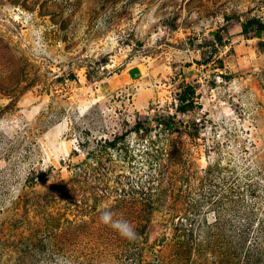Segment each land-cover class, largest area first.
I'll list each match as a JSON object with an SVG mask.
<instances>
[{"label":"rangeland","instance_id":"rangeland-1","mask_svg":"<svg viewBox=\"0 0 264 264\" xmlns=\"http://www.w3.org/2000/svg\"><path fill=\"white\" fill-rule=\"evenodd\" d=\"M249 18L264 34V0H0V256L23 260L26 239L70 264H240L220 230L208 245L175 223L222 177L234 194L256 182L264 215V35L241 33ZM185 82L197 97L182 113ZM157 113L179 130L144 122ZM32 169L46 177L25 183Z\"/></svg>","mask_w":264,"mask_h":264},{"label":"trees","instance_id":"trees-1","mask_svg":"<svg viewBox=\"0 0 264 264\" xmlns=\"http://www.w3.org/2000/svg\"><path fill=\"white\" fill-rule=\"evenodd\" d=\"M260 23V20L257 18H249L248 20H246V22L241 23V33L246 36L248 35L249 31H251L255 36L258 37L260 34ZM15 33L18 34V31L15 30ZM212 35L214 38L213 40L217 43V45H223L224 40L218 30L214 31ZM214 41L208 42L209 45L212 46V50H215ZM200 46H202V44ZM259 46L264 47V41H260ZM218 63L220 66H222L221 61H218ZM221 76L224 78L230 77L228 75H224L223 73H221ZM70 77L71 79H74L73 74H71ZM196 97L197 94L195 83L185 82L179 84V90L174 93V99L177 101L175 104V109L178 112L182 113L192 111L196 106ZM174 119H176L174 115H162L157 113L150 118H146L144 122H152L155 126H165V128L169 132H177L179 128L176 126V122ZM144 122H136L134 128H138ZM188 133L189 135L194 136L197 134V131L188 130ZM114 137L115 140H117L122 136L115 135ZM108 144L114 145V140L108 142ZM224 167L221 166V168L223 169ZM211 168L212 167H209L208 169ZM44 177H46L45 171H36L32 169L29 173L26 174L25 183L33 184ZM224 178L225 177H222L221 180H224ZM221 180H219V182H214L213 178L212 181L214 183L212 182V184L207 188V192L205 194H201L199 192L188 194L189 196H191L192 194L193 196L201 194L197 196H200L201 200H199L200 202L196 205L195 202H191L189 204V208H186L187 212L184 211L183 217L178 216V219L181 218L183 222L179 221L178 223H175V225H177L178 229L185 235H187L188 237L194 235L197 240L198 236L203 233V229L205 228V238L208 239L209 243L206 240L205 242L208 245L214 244V242H212V236H215L214 241L219 239L216 238V236H219L218 230H220L221 237L224 238V241L226 243H224V248H226L230 252L232 250L235 251L233 256H235V259L237 258L238 260H240V264H264V215L263 217H261L259 210L256 209V206H253V204L255 205V202L259 201L258 196H260V194H257L256 192L258 191V188H256V182H248L245 185V189L243 188L244 190H242V192H237L234 194L235 188L230 183H227V181H225V183L228 185V189L226 190L224 188L225 186H222ZM211 187H215L214 189L218 188L220 190V194H218L216 198H214V196L217 193H215ZM193 196L191 197V200L194 198ZM202 203L206 204L204 216L206 212H214V220L206 222V224L205 220L204 222H202L199 218L201 212L200 210H198V207H201L200 205ZM194 207H196V210H194ZM48 215V228L51 230L52 234H56V229L59 226L60 217L57 214H50V212ZM12 218L14 219L15 216ZM7 226H10V224L6 225V227ZM6 241L2 242L3 245H8L9 247L14 249L17 248V243ZM26 241V239L22 240V243H25L24 248L26 251V254L24 255L25 258L23 260L19 259L18 256L13 258H10L9 255H7L5 258H2L0 256V264H33V261L35 259V255L33 256V253H31L33 251H38V254L43 256L42 259L50 261L51 263L55 262V260H58V258L60 263L66 262L64 261V259H66L65 257H57L56 259L54 253H49L48 251L52 250V248H50L51 246L46 245L42 240L38 241V246H35L36 243L32 242L30 247L26 246L29 244L26 243ZM198 244H200V242ZM72 262L73 264H80V262ZM235 264H239V262H236Z\"/></svg>","mask_w":264,"mask_h":264},{"label":"clouds","instance_id":"clouds-1","mask_svg":"<svg viewBox=\"0 0 264 264\" xmlns=\"http://www.w3.org/2000/svg\"><path fill=\"white\" fill-rule=\"evenodd\" d=\"M112 216L113 214L110 211H104L100 217L101 222L118 230L120 235L129 241H135L137 239V233L134 228L126 221L113 220ZM66 264H70V261L66 262Z\"/></svg>","mask_w":264,"mask_h":264},{"label":"crops","instance_id":"crops-1","mask_svg":"<svg viewBox=\"0 0 264 264\" xmlns=\"http://www.w3.org/2000/svg\"><path fill=\"white\" fill-rule=\"evenodd\" d=\"M260 31V34H259V37H262L264 34H263V31L259 30Z\"/></svg>","mask_w":264,"mask_h":264}]
</instances>
